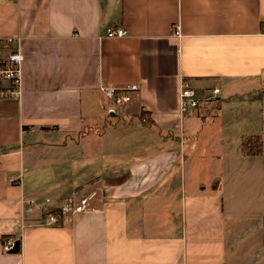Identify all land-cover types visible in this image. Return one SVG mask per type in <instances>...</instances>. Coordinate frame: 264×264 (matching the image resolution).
Listing matches in <instances>:
<instances>
[{"label": "crops", "instance_id": "0c3cea01", "mask_svg": "<svg viewBox=\"0 0 264 264\" xmlns=\"http://www.w3.org/2000/svg\"><path fill=\"white\" fill-rule=\"evenodd\" d=\"M5 36L25 59L21 96L0 99V264H264V150L242 146L264 131L189 154L183 134L263 87L264 0H0ZM184 79L201 101L182 115ZM134 83L101 128L102 86ZM94 192L96 209L46 222Z\"/></svg>", "mask_w": 264, "mask_h": 264}, {"label": "built area", "instance_id": "2783aa9c", "mask_svg": "<svg viewBox=\"0 0 264 264\" xmlns=\"http://www.w3.org/2000/svg\"><path fill=\"white\" fill-rule=\"evenodd\" d=\"M174 32L179 36L182 35L179 24L175 25ZM128 33L124 27L111 25L107 28V35L110 37H121ZM20 36H5L0 37V99L1 98H18L23 91L22 81V63L25 59V54L20 46ZM139 89V85L127 84L121 86L103 85L107 98V112L116 113L120 109L125 108L128 103L133 100L134 93ZM221 91V88L216 86L212 89V95L216 97ZM201 99L197 97L194 87L190 81L184 79L180 93V113L187 114L192 109L199 106ZM0 151V163H1ZM94 193L80 197L78 200L71 199L65 205L58 209L46 212V222L49 224L57 223L65 214L69 212L80 213L91 209H96L97 205L93 202ZM49 200V199H48ZM15 244V240L10 238L3 243L4 250H11Z\"/></svg>", "mask_w": 264, "mask_h": 264}, {"label": "rangeland", "instance_id": "374dc122", "mask_svg": "<svg viewBox=\"0 0 264 264\" xmlns=\"http://www.w3.org/2000/svg\"><path fill=\"white\" fill-rule=\"evenodd\" d=\"M235 90V93L226 99L215 98L209 108L195 118V131H199L197 136H189L186 125V132L183 134L186 135L188 154L194 144H198L202 150L219 151L224 144L233 142L238 131H264V83L261 88L254 86ZM111 122L116 124L124 121L121 116L111 117L107 112L104 113L101 128L110 126Z\"/></svg>", "mask_w": 264, "mask_h": 264}, {"label": "trees", "instance_id": "16d2710c", "mask_svg": "<svg viewBox=\"0 0 264 264\" xmlns=\"http://www.w3.org/2000/svg\"><path fill=\"white\" fill-rule=\"evenodd\" d=\"M242 146L244 152L248 154L259 153L264 150L262 137L259 134H250L243 137Z\"/></svg>", "mask_w": 264, "mask_h": 264}, {"label": "water", "instance_id": "95a60500", "mask_svg": "<svg viewBox=\"0 0 264 264\" xmlns=\"http://www.w3.org/2000/svg\"><path fill=\"white\" fill-rule=\"evenodd\" d=\"M20 249V240H16L14 246L12 247L11 251H18Z\"/></svg>", "mask_w": 264, "mask_h": 264}]
</instances>
